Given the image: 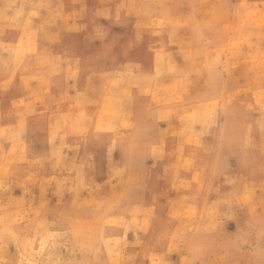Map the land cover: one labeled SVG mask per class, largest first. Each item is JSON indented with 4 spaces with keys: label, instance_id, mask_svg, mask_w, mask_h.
<instances>
[{
    "label": "rangeland",
    "instance_id": "1",
    "mask_svg": "<svg viewBox=\"0 0 264 264\" xmlns=\"http://www.w3.org/2000/svg\"><path fill=\"white\" fill-rule=\"evenodd\" d=\"M0 143V264H264V0H0Z\"/></svg>",
    "mask_w": 264,
    "mask_h": 264
},
{
    "label": "bare ground",
    "instance_id": "2",
    "mask_svg": "<svg viewBox=\"0 0 264 264\" xmlns=\"http://www.w3.org/2000/svg\"><path fill=\"white\" fill-rule=\"evenodd\" d=\"M212 4V3H211ZM119 8V7H118ZM208 13V12H207ZM205 14V13H204ZM167 20V19H166ZM158 22V21H157ZM160 24V23H159ZM139 26V25H138ZM159 26V25H158ZM142 27V26H141ZM165 30V29H164ZM199 31V30H198ZM181 32V31H180ZM167 33V32H166ZM154 34H156V33H154ZM161 34V33H160ZM177 34V33H176ZM180 35V34H179ZM27 36V35H26ZM160 36V35H159ZM28 37V36H27ZM185 37V36H184ZM183 36L181 37V38H184ZM193 37V36H192ZM186 38V37H185ZM175 39H178V37L177 38H175ZM184 40V39H183ZM194 40V39H193ZM179 42V41H178ZM182 42V41H181ZM187 42V41H186ZM183 43V42H182ZM173 45V44H172ZM182 45V44H181ZM189 45V44H188ZM188 45H186V46H188ZM177 46V45H176ZM184 46V45H183ZM182 47V46H181ZM178 48V47H177ZM190 48V47H189ZM181 49V48H180ZM185 49V48H184ZM187 49V48H186ZM163 51V50H162ZM175 51V50H174ZM178 51H179V49H178ZM160 52V51H159ZM195 52V51H194ZM178 53H180V52H178ZM184 52H182V54H183ZM169 54V53H168ZM184 56V55H183ZM196 57V56H195ZM164 58V57H163ZM178 58V57H177ZM151 59V58H150ZM161 60V59H160ZM183 60V59H182ZM194 60V59H193ZM154 61V60H153ZM167 61V60H166ZM190 61V60H189ZM188 61V62H189ZM155 62H156V59H155ZM155 62H153V64L155 63ZM159 62V61H158ZM163 62H165V61H163ZM187 62V63H188ZM195 62V61H194ZM175 63V62H174ZM196 63V62H195ZM159 64H160V62H159ZM187 65H190V63H188ZM193 66L192 67H194V63L192 64ZM12 66V65H11ZM159 66V65H158ZM208 66V65H207ZM175 67H177L176 65H175ZM185 67H187V66H184V68ZM14 68V67H13ZM155 69V68H154ZM183 69V68H182ZM185 69H187V68H185ZM194 69V68H193ZM196 69V68H195ZM198 69V68H197ZM163 70V69H162ZM184 70V69H183ZM185 71V70H184ZM200 71V70H199ZM156 72V71H155ZM174 72V71H173ZM196 72V71H195ZM176 73V72H175ZM174 73V74H175ZM199 73V72H198ZM134 74V73H133ZM148 74V73H147ZM195 74V73H194ZM146 75V74H145ZM159 75V74H158ZM190 75V74H189ZM8 76V75H7ZM150 77H153V76H151V75H149ZM173 76V75H172ZM176 76V75H175ZM184 76V75H183ZM182 75H181V78L183 77ZM154 77H155V74H154ZM160 77V76H159ZM167 78H169V77H167ZM184 78H186V77H184ZM5 79V78H4ZM157 79V78H156ZM183 79V78H182ZM133 80V79H132ZM159 80V79H158ZM161 80H162V78H161ZM187 80V79H186ZM4 81V80H3ZM7 81V80H6ZM183 81V80H182ZM133 82H134V80H133ZM184 82V81H183ZM184 83H186V82H184ZM5 84H6V82H5ZM179 84V83H178ZM156 85H157V83H156ZM164 85V84H163ZM166 85V84H165ZM164 85V86H165ZM185 85V84H184ZM185 87V86H184ZM2 88V87H1ZM170 88V87H169ZM174 88H175V86H174ZM158 89V88H157ZM176 89H177V86H176ZM162 90H164V89H162ZM171 90V89H170ZM175 90V89H174ZM180 91H181V89H180ZM178 93H179V91H177ZM177 92H175V93H177ZM156 93V92H155ZM155 93H154V95H155ZM170 93V92H169ZM172 93V92H171ZM174 93V92H173ZM177 93V94H178ZM158 94H159V92H158ZM145 95V94H144ZM160 95V94H159ZM158 95V96H159ZM171 95V94H170ZM140 96V95H139ZM157 96V95H156ZM164 96V95H163ZM166 96V95H165ZM168 96H169V94H168ZM174 96H176V95H174ZM99 97V96H98ZM167 97V96H166ZM170 97V96H169ZM88 98V97H87ZM95 98V97H94ZM126 99V98H125ZM62 101V100H61ZM126 101V100H125ZM90 106V105H89ZM90 108V107H89ZM85 109V108H84ZM85 111V110H84ZM16 112V111H15ZM61 113V112H60ZM51 114V113H50ZM55 114V113H54ZM57 114H58V112H57ZM16 115V114H15ZM66 116V115H65ZM204 116V115H203ZM202 116V117H203ZM58 117V116H57ZM90 117V116H89ZM208 117V116H207ZM206 118V117H205ZM211 118V117H210ZM71 119V118H70ZM83 119H84V117H83ZM200 119H201V117H200ZM204 119V118H203ZM57 120V119H56ZM77 120V119H76ZM91 120V119H90ZM59 121V120H58ZM69 121V120H68ZM80 121V120H79ZM113 121V120H112ZM204 121V120H203ZM209 121V120H208ZM2 122V121H1ZM17 122V121H16ZM15 122V123H16ZM55 122V121H54ZM86 122V121H85ZM181 123V122H180ZM22 124L24 125V123L22 122ZM26 124V123H25ZM50 124V123H49ZM71 124V123H70ZM70 124H68V125H70ZM82 124H83V121H82ZM182 124H183V122H182ZM5 125V124H4ZM6 125H7V123H6ZM9 125V124H8ZM84 125V124H83ZM83 125H81V126H83ZM27 126V125H26ZM72 126V125H71ZM75 126V125H74ZM184 126V125H183ZM73 127H71V129H72ZM58 129V128H57ZM74 129V128H73ZM84 129H86V128H84ZM137 129V128H136ZM189 129H190V127H189ZM7 130V129H6ZM51 130H52V128H51ZM79 131V130H78ZM78 131H77V133H78ZM184 131V130H183ZM181 132V131H180ZM68 133V132H67ZM79 134V133H78ZM77 134V135H78ZM180 134V133H179ZM15 135V134H14ZM56 135H57V133H56ZM18 138V137H17ZM55 139V138H54ZM53 139V140H54ZM3 144H4V142H2ZM1 144V143H0ZM14 145H15V143H14ZM20 145V144H19ZM49 145V144H48ZM51 146V145H50ZM77 146V145H76ZM1 147V146H0ZM16 147V146H15ZM19 147V146H18ZM78 147H79V145H78ZM20 149H23V148H20ZM50 149V148H49ZM6 150V149H5ZM18 150V149H17ZM26 150V149H25ZM8 151H9V149H8ZM9 153H10V151H9ZM12 153V152H11ZM19 153V152H18ZM43 153V152H42ZM49 153V152H48ZM44 155H46V153L44 154ZM49 155V154H48ZM47 155V156H48ZM7 156V155H6ZM9 156V155H8ZM19 156V155H18ZM21 156V155H20ZM10 157V156H9ZM11 157H14V156H11ZM21 158V157H20ZM19 158V159H20ZM13 159V158H12ZM7 161V160H6ZM10 161V160H9ZM20 161H22V160H20ZM18 162V161H17ZM46 162V161H45ZM12 163V162H11ZM21 163V162H20ZM22 163H24V161L22 162ZM80 163V162H79ZM10 165V164H9ZM17 165H19V163L17 164ZM23 165H25V164H23ZM16 166V165H15ZM37 166V165H36ZM42 166V165H41ZM44 166V165H43ZM54 166H56V165H54ZM83 166H84V164H83ZM1 167V166H0ZM6 167V166H5ZM19 167H21V166H19ZM23 167V166H22ZM26 167V166H25ZM78 167V166H77ZM85 167V166H84ZM89 168V167H88ZM13 169V168H12ZM19 169H21V168H19ZM79 169V168H78ZM21 171V170H20ZM17 172V171H16ZM5 173V172H4ZM31 173V172H30ZM33 173V172H32ZM31 173V174H32ZM22 174V173H21ZM40 174V173H39ZM24 175H25V173H24ZM19 176H21L20 174H19ZM98 176V175H97ZM14 177V176H13ZM26 177V176H25ZM24 177V178H25ZM78 177V176H77ZM12 178V177H11ZM30 178H31V175H30ZM23 178H21V180H22ZM79 179V178H78ZM81 179V178H80ZM113 179V178H112ZM114 180V179H113ZM26 181V180H25ZM75 181H77V180H75ZM81 181V180H80ZM83 181V180H82ZM2 182V181H1ZM12 182V181H11ZM78 182V181H77ZM10 183V182H9ZM26 183H27V181H26ZM96 183V182H95ZM12 184V183H11ZM79 184H81V183H79ZM7 187H8V184H7ZM7 187H5V188H7ZM85 187V186H84ZM96 187V186H95ZM78 188V187H77ZM4 189V188H3ZM11 189V188H10ZM85 189V188H84ZM83 189V190H84ZM95 189V188H94ZM68 190V189H67ZM86 190V189H85ZM93 190V189H92ZM5 191V190H4ZM79 191V190H78ZM91 191V190H90ZM1 192V191H0ZM38 192V191H37ZM88 192H89V190H88ZM2 193V192H1ZM5 193V192H4ZM4 193H2V194H4ZM10 193V192H9ZM39 193V192H38ZM90 193V192H89ZM65 195V194H64ZM78 195V194H77ZM8 196V195H7ZM35 196H37V195H35ZM40 196H42V194L40 195ZM61 196H62V193H61ZM82 196H84V195H82ZM81 196V197H82ZM2 197V196H1ZM10 197V196H9ZM43 197V196H42ZM84 197H86V196H84ZM93 197V196H92ZM16 198V197H15ZM76 198V197H75ZM83 198V197H82ZM8 199V198H7ZM90 200H92V199H90ZM95 200V199H94ZM7 201V200H6ZM14 201V200H13ZM16 201H17V199H16ZM16 201H15V203H16ZM22 201V200H21ZM40 201V200H39ZM75 201V200H74ZM97 201V200H96ZM0 202H2V201H0ZM11 201H9V203H10ZM19 202V201H18ZM41 202V201H40ZM81 202V201H80ZM85 202V201H84ZM95 202V201H94ZM4 203H6L5 202V199H4ZM8 203V204H9ZM20 203V202H19ZM30 203V202H29ZM42 203V202H41ZM3 204V203H2ZM11 204V203H10ZM0 205H1V203H0ZM13 205V204H12ZM5 206V205H4ZM9 206V205H8ZM38 206H39V204H38ZM41 207V206H40ZM39 208V207H38ZM1 210V209H0ZM17 210V209H16ZM21 210H22V208H21ZM32 210H33V208H32ZM27 211V210H26ZM31 211V210H30ZM10 212V211H9ZM13 212V211H12ZM19 212V211H18ZM95 212V211H94ZM16 213H17V211H16ZM7 214V213H6ZM8 214H10V213H8ZM24 214H26V213H24ZM28 214V213H27ZM30 214V213H29ZM28 214V215H29ZM92 214V213H91ZM27 215V216H28ZM35 215V214H34ZM33 215V216H34ZM3 216V215H2ZM23 216H26V215H23ZM31 216V215H30ZM17 218V217H16ZM15 218V219H16ZM34 218V217H33ZM15 219H14V221H15ZM37 219V218H36ZM37 222V221H36ZM79 222V221H78ZM91 222V221H90ZM14 223H16V222H14ZM17 223H19V222H17ZM21 223V222H20ZM38 223V222H37ZM72 223V222H71ZM97 223V222H96ZM98 223H101V222H98ZM97 223V224H98ZM76 224V223H75ZM95 226V225H94ZM99 226V225H98ZM42 227V226H41ZM75 227V226H74ZM88 227V226H87ZM6 228V227H5ZM33 228V227H32ZM89 228H92L91 226L89 227ZM9 229V228H8ZM40 229V228H39ZM44 229V228H43ZM42 230V229H41ZM37 231H38V229H37ZM97 231V230H96ZM95 231V232H96ZM39 233V232H38ZM93 233V232H92ZM16 234V233H15ZM44 234V233H43ZM90 234V233H89ZM95 234V233H94ZM17 236V235H16ZM84 237H85V234H84ZM90 237V236H89ZM96 237V236H95ZM91 238V237H90ZM97 238V237H96ZM37 240H39V239H37ZM94 240V239H93ZM42 241V240H41ZM46 242V241H45ZM80 242V241H79ZM93 242V241H92ZM96 243V242H95ZM42 244H43V242H42ZM88 244V243H87ZM90 244V243H89ZM94 245V244H93ZM89 245H87V247H88ZM93 247V246H92ZM84 248H85V246H84ZM91 248V247H90ZM85 250H86V248H85ZM92 252V251H91ZM47 259V258H46ZM54 259V258H53ZM44 261V260H43ZM45 263V262H44ZM47 264V263H46Z\"/></svg>",
    "mask_w": 264,
    "mask_h": 264
}]
</instances>
